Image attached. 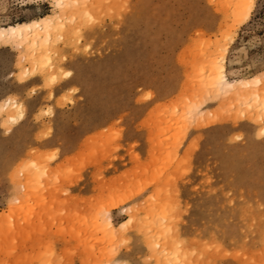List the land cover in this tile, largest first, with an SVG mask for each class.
Instances as JSON below:
<instances>
[{"label": "rangeland", "instance_id": "374dc122", "mask_svg": "<svg viewBox=\"0 0 264 264\" xmlns=\"http://www.w3.org/2000/svg\"><path fill=\"white\" fill-rule=\"evenodd\" d=\"M235 1L0 0L64 21L0 40V264H264V0Z\"/></svg>", "mask_w": 264, "mask_h": 264}, {"label": "bare ground", "instance_id": "6f19581e", "mask_svg": "<svg viewBox=\"0 0 264 264\" xmlns=\"http://www.w3.org/2000/svg\"><path fill=\"white\" fill-rule=\"evenodd\" d=\"M247 2L248 0H237V2L236 1L234 2V8H233L234 17L240 16L241 18L242 16H244V14L246 13ZM66 3H67V0H56L54 4V8L57 10H61L63 6H65ZM63 22H64L63 16H61L60 14L58 16L48 15L45 18L34 20L24 25H17V26H11V27L9 26L8 28L0 29V40H5L7 42H10L13 40H18L21 43L26 42L29 44L28 50L30 49L32 50V52H35L36 54L37 53L46 54L47 53L46 51H48L50 40L53 37V33L55 32V30H59V28L63 27ZM207 82L210 87L215 86V85L216 86L222 85L223 88L233 87L232 84H229L230 82L229 83L226 82L223 76V72H222V65L214 66V71L212 72L211 75L208 76ZM246 83H247L246 85L249 84L248 82ZM257 83H259V81ZM246 85H245V88H246ZM239 95L241 99L251 102V100L249 99L250 93L248 94V92L242 91L239 93ZM254 97L255 98L259 97V95L255 94ZM259 102H261V100L257 101V103ZM3 107L6 110H10V111L16 110L18 119L22 118L23 115H22L20 108H18L14 103L13 104L6 103V105ZM263 109H264V105H263ZM7 114H8L7 117L11 119L10 121L15 120V118L12 115L9 116V113ZM108 225H109V228L110 226H112L110 221L108 222ZM112 229L113 228L111 227V230ZM155 245L158 247L160 246L159 242L156 243Z\"/></svg>", "mask_w": 264, "mask_h": 264}, {"label": "crops", "instance_id": "0c3cea01", "mask_svg": "<svg viewBox=\"0 0 264 264\" xmlns=\"http://www.w3.org/2000/svg\"><path fill=\"white\" fill-rule=\"evenodd\" d=\"M124 126H125V131L123 134V138L121 140V142H123V147H126L127 144H130L132 142L143 143V141H141L143 136L139 135V133L137 132L135 133L132 128L130 129V126H131L130 124H124ZM145 150L146 148H144V146H140L137 149L141 157L144 156ZM62 154L64 153L62 152ZM123 155H124V152H123ZM124 159H125V162H127V159L126 158ZM92 188L93 186H77L76 188L73 189V192L75 194H80L84 196V195H88L89 193H91Z\"/></svg>", "mask_w": 264, "mask_h": 264}]
</instances>
